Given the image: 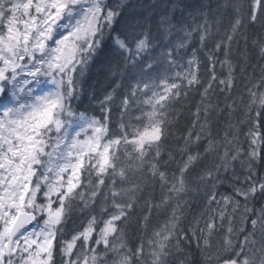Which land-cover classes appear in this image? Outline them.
Listing matches in <instances>:
<instances>
[{"label":"trees","instance_id":"obj_1","mask_svg":"<svg viewBox=\"0 0 264 264\" xmlns=\"http://www.w3.org/2000/svg\"><path fill=\"white\" fill-rule=\"evenodd\" d=\"M183 67L191 74L181 75ZM177 69L152 118L144 91ZM74 87L73 110L105 124L116 147L104 172L85 166L66 200L53 264H64L72 236L90 222L100 233L122 210L100 264H118L124 254L132 264H220L203 255L212 195L222 200L214 214L230 209L225 199L236 209L218 233L236 237L225 255L234 259L242 242L248 252L264 209V0H123L112 22L99 24ZM153 126L160 139L139 151L130 141ZM83 254L80 243L74 259ZM256 264H264V249Z\"/></svg>","mask_w":264,"mask_h":264},{"label":"rangeland","instance_id":"obj_2","mask_svg":"<svg viewBox=\"0 0 264 264\" xmlns=\"http://www.w3.org/2000/svg\"><path fill=\"white\" fill-rule=\"evenodd\" d=\"M118 1L106 7L108 3L100 0L80 4L78 0H14L6 7L0 0L4 9L0 7V76H9L7 102L0 106V264H53L54 231L66 200L79 186L81 170L91 164L104 172L110 165L116 144L108 140L106 125L76 113L72 98L76 99L75 76L95 43L99 24L112 22L120 7ZM63 13L65 20L48 43L54 23ZM47 43V51L39 56ZM181 69L187 71L181 75L191 74L190 68ZM174 72L143 90L147 93L144 107L152 118L168 97L169 79L179 75L178 69ZM134 119L129 113L127 122ZM160 135V128L153 126L135 143L141 150ZM228 201L230 209L220 215L214 214L222 204L218 196H209L204 202L208 211L205 220H209L204 231V258L215 256L220 264L223 260L222 264H256L264 249V222L261 225L260 220L264 209L250 231V249L246 252L242 242L233 249L237 255L232 259L225 255V243L235 248V235L228 234L225 240L219 236L221 221L227 215L237 216L231 200L224 203ZM26 211L38 214L41 220L9 244L17 217ZM125 217L123 210L112 214L100 233L95 222H90L63 244L64 264H100L105 258L101 250L111 246ZM80 243L86 254L74 259ZM118 264H132V260L119 255Z\"/></svg>","mask_w":264,"mask_h":264},{"label":"water","instance_id":"obj_3","mask_svg":"<svg viewBox=\"0 0 264 264\" xmlns=\"http://www.w3.org/2000/svg\"><path fill=\"white\" fill-rule=\"evenodd\" d=\"M83 1V0H81ZM62 19L59 20L61 22ZM47 48V45L43 48V51ZM7 81V78L1 77L0 78V102L2 101L3 95H4V89L2 85ZM36 221V216L33 214H22L17 223L14 226L13 232H12V240L25 228L30 226L32 223Z\"/></svg>","mask_w":264,"mask_h":264}]
</instances>
